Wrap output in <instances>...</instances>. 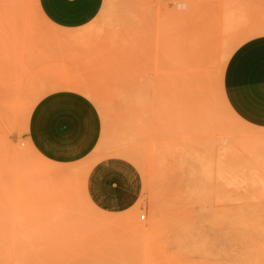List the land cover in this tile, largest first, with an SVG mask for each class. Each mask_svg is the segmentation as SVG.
I'll return each mask as SVG.
<instances>
[{
    "label": "rangeland",
    "instance_id": "rangeland-1",
    "mask_svg": "<svg viewBox=\"0 0 264 264\" xmlns=\"http://www.w3.org/2000/svg\"><path fill=\"white\" fill-rule=\"evenodd\" d=\"M15 2L0 0L7 263L246 264L264 239L226 219L252 222L260 217L246 212L264 210V186L248 184L264 178V141L243 146L264 128L219 105L218 52L206 86L189 85L187 64L198 24L219 32L230 9L263 24L264 0H102L90 23L69 31L44 21L35 0ZM241 31L220 32L222 45ZM66 33L82 38L52 42ZM176 223L198 251L177 250Z\"/></svg>",
    "mask_w": 264,
    "mask_h": 264
},
{
    "label": "crops",
    "instance_id": "crops-1",
    "mask_svg": "<svg viewBox=\"0 0 264 264\" xmlns=\"http://www.w3.org/2000/svg\"><path fill=\"white\" fill-rule=\"evenodd\" d=\"M36 4L50 25L74 30L96 17L102 0H36ZM221 85L232 112L247 124L264 128V35L247 39L232 51L223 68ZM105 222L107 216H101L98 225ZM68 226L83 233L80 225Z\"/></svg>",
    "mask_w": 264,
    "mask_h": 264
},
{
    "label": "bare ground",
    "instance_id": "bare-ground-1",
    "mask_svg": "<svg viewBox=\"0 0 264 264\" xmlns=\"http://www.w3.org/2000/svg\"><path fill=\"white\" fill-rule=\"evenodd\" d=\"M17 4L16 0H9ZM35 8L38 11L40 17L44 19L41 15L35 0ZM47 22V21H46ZM48 23V22H47ZM117 20L111 19L109 24L116 25ZM237 27L241 28V32H245V34L240 37L234 39L232 45L228 47L227 42L223 43L222 45V35L229 29H237ZM69 31V30H64ZM226 35V34H225ZM259 35H264V23L263 24H255L252 26L246 25V18L243 15H240L239 11L237 10H229L223 17V25L219 29V32H213L212 28H206V25L198 24L195 27L192 36L190 37L189 41V59L187 64V80L191 86H206V65L211 61L212 57L216 55L218 52V64H219V71H221L219 75V82H220V89H222L221 85V74L224 68V65L230 56L232 50L235 46L239 45L240 43L244 42L247 39L252 37H256ZM82 38L81 33H66L61 34L58 36L51 37V40L56 46H66L75 44L80 41ZM220 45H222L221 50H219ZM219 105L222 106V109L233 119H237L236 114L232 112V110L228 107L226 100L224 97H221L219 100ZM235 115V116H234ZM239 118V117H238ZM240 119V118H239ZM245 143L243 146H255V145H262L264 139H260V137L255 136H245L244 138ZM253 180L249 181V186L257 185L259 187L264 186V178L258 179L257 182H252ZM152 210L155 213V206L152 203ZM251 210L246 212L248 217H252L253 215H258L260 218L250 222L246 220L245 217L241 216L236 218H228L226 222L233 228H239L241 230H250L255 232V234H260L264 239V222L262 223L263 227H260L261 220H264V210H259L255 208H250ZM142 218V217H141ZM174 228V241L177 250H182L184 247L192 248V250H199L200 248L196 246V241L191 238V234L189 229L184 226V223H176ZM264 241V240H263ZM246 264H264V243L256 245L252 248L249 255L245 258ZM0 264H9L6 261V258L0 251Z\"/></svg>",
    "mask_w": 264,
    "mask_h": 264
}]
</instances>
